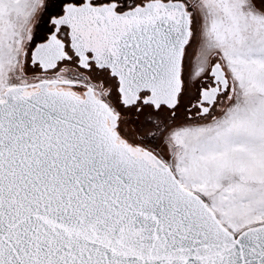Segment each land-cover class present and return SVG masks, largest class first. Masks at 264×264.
I'll use <instances>...</instances> for the list:
<instances>
[{"label": "snow or ice", "instance_id": "snow-or-ice-1", "mask_svg": "<svg viewBox=\"0 0 264 264\" xmlns=\"http://www.w3.org/2000/svg\"><path fill=\"white\" fill-rule=\"evenodd\" d=\"M0 264H264V0H0Z\"/></svg>", "mask_w": 264, "mask_h": 264}]
</instances>
